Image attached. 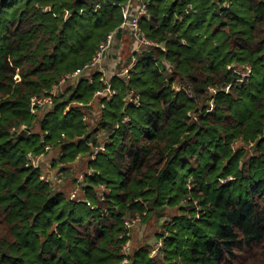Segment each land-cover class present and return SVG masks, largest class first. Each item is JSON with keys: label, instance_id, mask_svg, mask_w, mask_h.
I'll use <instances>...</instances> for the list:
<instances>
[{"label": "trees", "instance_id": "obj_1", "mask_svg": "<svg viewBox=\"0 0 264 264\" xmlns=\"http://www.w3.org/2000/svg\"><path fill=\"white\" fill-rule=\"evenodd\" d=\"M128 2L0 0V264H264V0H140L155 46L89 124L102 74L52 91L132 40Z\"/></svg>", "mask_w": 264, "mask_h": 264}, {"label": "built area", "instance_id": "obj_2", "mask_svg": "<svg viewBox=\"0 0 264 264\" xmlns=\"http://www.w3.org/2000/svg\"><path fill=\"white\" fill-rule=\"evenodd\" d=\"M123 17L125 19V22L122 26V30L125 32H128L130 35L132 42L137 44V48H135V51L133 53L132 60L129 62L127 59L126 60H120L116 63V68L114 70H120L121 73L119 74L118 71L114 72V75L119 74V76L122 77H129L130 70L135 66L136 64V55L138 53L143 52L146 48L149 47H154L155 45L150 42L149 40L146 39L144 34H142L140 27H139V21L143 17H148L147 11H146V6L142 5L140 3V0H129V2L126 4L123 10ZM116 36L115 34H110L105 41H103L99 47V50L97 51L95 57L93 60L84 67V69L80 72H77L73 75H70L67 77V79H64L61 81L59 86L54 87L52 91V96H57L58 93L69 87L75 85L78 80L80 79L81 76H91L92 74L98 72L102 74L101 81L108 86V88L103 91L99 92L96 96L97 98L105 99L112 97L116 95L117 93L113 90H111V87L108 85V81L106 80L107 75L106 72L104 71L105 68L103 66V63L106 59V56L109 54L111 50L114 47L115 41H116ZM120 65V67H119ZM96 98V99H97ZM132 98V95H131ZM130 101L132 102L133 98ZM101 102V101H100ZM99 102V103H100ZM136 102V101H135ZM37 106L42 109V111L49 110L53 107V103L50 97H47L45 99H40V100H34L32 103V109H35ZM102 109V106H101ZM98 151H104L103 147H100L97 149ZM97 151V152H98ZM33 164L36 167H39L41 165V162L39 159H32ZM79 190L76 189L74 194L72 195V198L75 199L78 196ZM162 246V243L157 244L156 249L151 253L152 258L156 257L158 254V249Z\"/></svg>", "mask_w": 264, "mask_h": 264}, {"label": "rangeland", "instance_id": "obj_3", "mask_svg": "<svg viewBox=\"0 0 264 264\" xmlns=\"http://www.w3.org/2000/svg\"><path fill=\"white\" fill-rule=\"evenodd\" d=\"M130 41V40H129ZM128 41V42H129ZM116 42V41H115ZM127 42V43H128ZM126 44V42H125ZM129 45L127 46H123L121 47V49L119 50H116L113 49L111 50L112 52V57H113V60L114 63H117L118 61L120 60H126L127 58H129L130 56H132V54L134 53L135 51V48H137V44L136 43H133L132 40L128 43ZM114 53L116 55H114ZM111 55V54H110ZM109 54L106 56V58H108L110 56ZM106 60V59H105ZM120 67V65H119ZM114 70V69H112ZM66 89V88H65ZM100 98H97L92 107L93 109H91L90 111H84L85 114H86V119H87V122L89 124H95V119L98 118V109H99V105H100ZM103 142V141H101ZM57 155L54 154L53 157L50 156L48 158L45 159L46 161V164L48 163H52L51 161L56 157ZM84 162L81 160L80 162L78 163H75L73 164L70 168L71 170L70 171H73L74 174V178L76 177H80V174H82L83 172H86L87 169H83V170H80V168H82L80 165H82ZM52 168V166H51ZM51 168H44L46 173H50V177H48L49 179H55L56 175H57V172H58V169H51ZM64 178H68L66 175L64 176ZM67 189L70 188V191L68 190V193L70 194L71 190H73V186H72V180L71 179H68L67 180ZM168 217V216H166ZM165 220L166 218L165 217H162V218H158V220L155 222L153 221L151 225H136L132 231V240H133V244L135 245H132L133 248H137V247H140V245H146V246H155V239H156V234L159 232V230L161 229V227L163 226V224L165 223Z\"/></svg>", "mask_w": 264, "mask_h": 264}, {"label": "crops", "instance_id": "obj_4", "mask_svg": "<svg viewBox=\"0 0 264 264\" xmlns=\"http://www.w3.org/2000/svg\"><path fill=\"white\" fill-rule=\"evenodd\" d=\"M129 40L130 39L128 37H124V39L122 40V42L120 44H118V42L116 41L115 44H114V49H116V50L119 49L120 50L121 47L129 45L128 44L130 42ZM125 42H126V44H125ZM111 52H110L111 55L108 58H106V60L103 63V66L105 68L104 71L106 72V75L108 77H110L112 74H114V72L117 71V70H112V69H115L116 68V63H114V61H112L113 59H111V58H113L112 57L113 54ZM114 55H116V54L114 53Z\"/></svg>", "mask_w": 264, "mask_h": 264}]
</instances>
